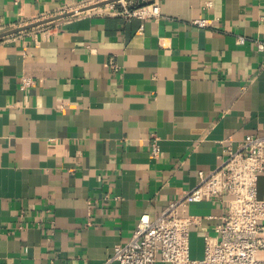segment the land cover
<instances>
[{
    "label": "crops",
    "instance_id": "1",
    "mask_svg": "<svg viewBox=\"0 0 264 264\" xmlns=\"http://www.w3.org/2000/svg\"><path fill=\"white\" fill-rule=\"evenodd\" d=\"M83 1L0 0V35L47 21L0 38V264H117L141 215L264 136V0H133L160 5L146 21ZM222 212L188 207L201 228Z\"/></svg>",
    "mask_w": 264,
    "mask_h": 264
},
{
    "label": "built area",
    "instance_id": "2",
    "mask_svg": "<svg viewBox=\"0 0 264 264\" xmlns=\"http://www.w3.org/2000/svg\"><path fill=\"white\" fill-rule=\"evenodd\" d=\"M12 1L18 4L22 0ZM102 3L106 4L94 7ZM78 9L126 20H157L161 16L158 3L139 6L133 0H84ZM191 23L199 28L210 25L206 19ZM237 42L243 44L245 38L239 36ZM254 43L258 51L264 52V42ZM109 66L117 68L112 61ZM30 81L22 76L20 88L30 86ZM226 151L215 168L199 171L196 185L170 200L158 216L141 215L130 239L114 247L107 263L264 264V198L257 196L258 178L264 174V136L248 135L237 150ZM159 153L154 143L153 157L158 158ZM207 201L219 204L223 212L214 227L201 228V219L190 215L188 207ZM197 229L203 233V252L202 257L193 258L190 240Z\"/></svg>",
    "mask_w": 264,
    "mask_h": 264
},
{
    "label": "water",
    "instance_id": "3",
    "mask_svg": "<svg viewBox=\"0 0 264 264\" xmlns=\"http://www.w3.org/2000/svg\"><path fill=\"white\" fill-rule=\"evenodd\" d=\"M104 4H106V3H102V4L96 5V6H94V7H100V6H103ZM138 5H139V6H144V5H145V2H139ZM91 8H93V7H90V8H88V9H91ZM88 9H84V10H88ZM54 19H56V18H53V19H51V20H54ZM48 21H50V20H48ZM45 22H47V21L39 22V23H36V24H31V25H29V26H25L24 28H18V29H16V30H11V31H9V32H5L4 34H1V35H0V38L5 37V36H8V35L15 34V33L20 32V31H22V30H26V29H29V28H33L34 26H38V25L43 24V23H45Z\"/></svg>",
    "mask_w": 264,
    "mask_h": 264
},
{
    "label": "rangeland",
    "instance_id": "4",
    "mask_svg": "<svg viewBox=\"0 0 264 264\" xmlns=\"http://www.w3.org/2000/svg\"><path fill=\"white\" fill-rule=\"evenodd\" d=\"M202 244H203L202 237H198L196 245L194 247H193V245L191 246V257H193V258L202 257V252H203V245ZM195 247H196V249H194ZM194 250H196V252H194Z\"/></svg>",
    "mask_w": 264,
    "mask_h": 264
}]
</instances>
